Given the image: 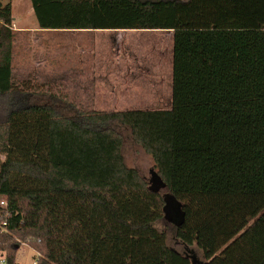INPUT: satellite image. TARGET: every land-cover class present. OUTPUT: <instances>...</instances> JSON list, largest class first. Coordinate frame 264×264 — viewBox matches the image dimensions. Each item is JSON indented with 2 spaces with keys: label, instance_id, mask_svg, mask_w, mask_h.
<instances>
[{
  "label": "trees",
  "instance_id": "obj_1",
  "mask_svg": "<svg viewBox=\"0 0 264 264\" xmlns=\"http://www.w3.org/2000/svg\"><path fill=\"white\" fill-rule=\"evenodd\" d=\"M11 3L0 0L4 264L22 243L35 264H191L169 232L205 264H264V0H30L40 29L173 31L169 108L124 111L53 93L14 101ZM118 126L150 156L156 189L125 164Z\"/></svg>",
  "mask_w": 264,
  "mask_h": 264
},
{
  "label": "crops",
  "instance_id": "obj_2",
  "mask_svg": "<svg viewBox=\"0 0 264 264\" xmlns=\"http://www.w3.org/2000/svg\"><path fill=\"white\" fill-rule=\"evenodd\" d=\"M44 30L36 23L37 34L28 36L22 81L84 111L169 108L172 30L60 29L70 31L42 35Z\"/></svg>",
  "mask_w": 264,
  "mask_h": 264
},
{
  "label": "rangeland",
  "instance_id": "obj_3",
  "mask_svg": "<svg viewBox=\"0 0 264 264\" xmlns=\"http://www.w3.org/2000/svg\"><path fill=\"white\" fill-rule=\"evenodd\" d=\"M7 0H2L5 2ZM12 29L14 31L13 44H12V91L14 94V101L18 104H22V99L20 96L25 94L30 95L31 100L36 98L31 95L39 93H49L53 91H45L37 88L36 84H30V81H22L23 78V65L24 59L23 52L28 51L29 48V38L28 36L36 35L33 32V28L36 27V20L31 9L30 0H12ZM70 30H60V29H47L44 30L42 35H59ZM38 97V96H37ZM118 129L123 135L122 144V155L124 162L127 166L134 167L138 172L147 179L151 188L156 189L160 186V180L152 167V161L148 154H146L134 141H132L129 131L124 126H118ZM164 216L170 220L173 224H178L182 220V214L180 209V203L169 193L163 191ZM158 228H162L163 225H156ZM164 228V227H163ZM166 230V229H165ZM167 244L171 247L187 254L190 258L191 264H205L198 255L194 252L193 248H189L175 242L172 234L169 232L166 236ZM3 256L0 255V262ZM37 259V252L28 244L22 243L15 253V261L18 264H35ZM1 264V263H0Z\"/></svg>",
  "mask_w": 264,
  "mask_h": 264
},
{
  "label": "built area",
  "instance_id": "obj_4",
  "mask_svg": "<svg viewBox=\"0 0 264 264\" xmlns=\"http://www.w3.org/2000/svg\"><path fill=\"white\" fill-rule=\"evenodd\" d=\"M3 224H4V223H3ZM0 263H1V264H4V259H2Z\"/></svg>",
  "mask_w": 264,
  "mask_h": 264
}]
</instances>
